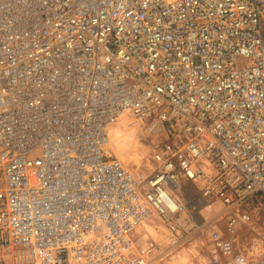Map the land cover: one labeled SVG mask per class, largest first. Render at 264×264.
I'll use <instances>...</instances> for the list:
<instances>
[{
    "label": "built area",
    "instance_id": "2783aa9c",
    "mask_svg": "<svg viewBox=\"0 0 264 264\" xmlns=\"http://www.w3.org/2000/svg\"><path fill=\"white\" fill-rule=\"evenodd\" d=\"M186 247L264 264V0H0V264Z\"/></svg>",
    "mask_w": 264,
    "mask_h": 264
},
{
    "label": "rangeland",
    "instance_id": "374dc122",
    "mask_svg": "<svg viewBox=\"0 0 264 264\" xmlns=\"http://www.w3.org/2000/svg\"><path fill=\"white\" fill-rule=\"evenodd\" d=\"M139 133V132H137ZM139 136V134H137ZM139 141L141 143H145L143 140H141V137H138ZM148 141L153 147H156L157 145L164 142V138H160L159 136L152 137L151 135H148ZM111 149V148H110ZM151 149L145 150L144 153H141V155L138 157L139 160H146L150 158V152ZM113 155L117 156L120 160L123 162H126L127 164L134 166L135 164H131L127 162V156L125 154H118L116 152H113V150L110 151ZM147 164V163H146ZM145 166V165H144ZM144 167V172L148 173L150 168ZM188 195H193L192 191H189ZM257 221L263 222V215L260 213L256 214ZM260 223V222H259ZM261 224V223H260ZM148 229V228H147ZM155 237L157 239H161L162 237L159 234H155ZM164 244V241L162 242ZM210 263V254L207 249H195V248H189L186 247L185 249H180L173 253L171 256H165L160 257L157 256V259L154 260L152 264H209Z\"/></svg>",
    "mask_w": 264,
    "mask_h": 264
},
{
    "label": "bare ground",
    "instance_id": "6f19581e",
    "mask_svg": "<svg viewBox=\"0 0 264 264\" xmlns=\"http://www.w3.org/2000/svg\"><path fill=\"white\" fill-rule=\"evenodd\" d=\"M109 137L110 141L107 151L110 152L113 150V152L118 154H125L127 156V162L131 164L139 165L141 160L138 157L141 153H144L145 150L152 149L151 144L147 140L145 142V139H143L141 129L128 128L127 121L123 124L113 126L110 130ZM138 137H141L140 139L145 143H141ZM145 226L149 229L152 227L150 224Z\"/></svg>",
    "mask_w": 264,
    "mask_h": 264
}]
</instances>
